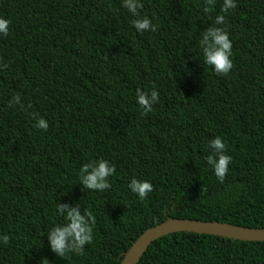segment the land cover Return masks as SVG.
Listing matches in <instances>:
<instances>
[{"label":"trees","instance_id":"1","mask_svg":"<svg viewBox=\"0 0 264 264\" xmlns=\"http://www.w3.org/2000/svg\"><path fill=\"white\" fill-rule=\"evenodd\" d=\"M139 2L153 31L137 33L121 0H0V264H118L168 218L264 228V0L224 13L223 76L198 49L222 0L207 13L205 0ZM137 89L157 92L150 112ZM216 136L231 157L222 183L204 162ZM98 158L115 167L110 187L83 190L78 169ZM132 177L152 185L143 200ZM56 204L93 218L92 242L65 259L47 243ZM138 264H264V242L176 232Z\"/></svg>","mask_w":264,"mask_h":264},{"label":"clouds","instance_id":"2","mask_svg":"<svg viewBox=\"0 0 264 264\" xmlns=\"http://www.w3.org/2000/svg\"><path fill=\"white\" fill-rule=\"evenodd\" d=\"M213 4V0H205L204 12L207 13ZM121 6L125 8L134 19L131 21L132 27L137 33L153 31L154 25L146 16H140L138 10L141 8L139 0H121ZM236 7L235 0H222L220 14H217L212 24L201 32L198 41L199 55L204 65L208 66L217 75H227L232 68V44L228 37V32L224 27L225 15L229 10ZM9 20L0 18V36L7 35ZM157 92L150 93L139 89L136 91V103L144 113L152 110V105L157 102ZM19 95H14L9 101V106L19 104ZM33 127L47 130L48 124L45 119H35ZM210 149L211 154L204 156V162L210 167L214 177L219 182H223L228 171L231 157L225 154L226 145L219 136L207 141L206 150ZM115 171L114 165L109 161L98 158L83 163L77 172L79 184L83 190L103 192L109 189L108 178ZM128 190L138 199L143 200L152 191V185L147 180L132 177L127 183ZM55 213L62 218V222L48 228L47 243L49 251L57 257L65 259L71 254L82 252L85 245L92 242L93 218L86 211L81 213L78 207L68 205H57ZM7 235H0V243H8ZM39 264H49L47 259H41ZM122 264V262H118Z\"/></svg>","mask_w":264,"mask_h":264},{"label":"water","instance_id":"3","mask_svg":"<svg viewBox=\"0 0 264 264\" xmlns=\"http://www.w3.org/2000/svg\"><path fill=\"white\" fill-rule=\"evenodd\" d=\"M176 232L214 235L241 241L264 242V228H245L227 223L168 218L165 222L145 230L124 253L121 260L122 264H138L152 242Z\"/></svg>","mask_w":264,"mask_h":264}]
</instances>
